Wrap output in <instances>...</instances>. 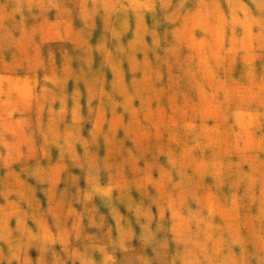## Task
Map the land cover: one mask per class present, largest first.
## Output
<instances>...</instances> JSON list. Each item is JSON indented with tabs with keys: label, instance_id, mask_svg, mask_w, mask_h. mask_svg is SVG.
I'll return each instance as SVG.
<instances>
[{
	"label": "rangeland",
	"instance_id": "rangeland-1",
	"mask_svg": "<svg viewBox=\"0 0 264 264\" xmlns=\"http://www.w3.org/2000/svg\"><path fill=\"white\" fill-rule=\"evenodd\" d=\"M0 264H264V0H0Z\"/></svg>",
	"mask_w": 264,
	"mask_h": 264
},
{
	"label": "bare ground",
	"instance_id": "bare-ground-1",
	"mask_svg": "<svg viewBox=\"0 0 264 264\" xmlns=\"http://www.w3.org/2000/svg\"><path fill=\"white\" fill-rule=\"evenodd\" d=\"M171 245V244H170ZM176 245V244H175ZM173 246H174V244H173Z\"/></svg>",
	"mask_w": 264,
	"mask_h": 264
}]
</instances>
